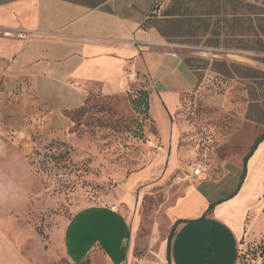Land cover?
<instances>
[{
  "label": "crops",
  "instance_id": "1",
  "mask_svg": "<svg viewBox=\"0 0 264 264\" xmlns=\"http://www.w3.org/2000/svg\"><path fill=\"white\" fill-rule=\"evenodd\" d=\"M141 89L170 168L192 152L177 118L188 94L238 123L229 136L211 128L208 160L165 208L172 231L154 234L146 257L133 214L106 204L78 208L55 244L73 264L235 263L263 191L264 0H0V264L37 263L14 220L37 195V150L72 143L70 115L94 97Z\"/></svg>",
  "mask_w": 264,
  "mask_h": 264
},
{
  "label": "rangeland",
  "instance_id": "2",
  "mask_svg": "<svg viewBox=\"0 0 264 264\" xmlns=\"http://www.w3.org/2000/svg\"><path fill=\"white\" fill-rule=\"evenodd\" d=\"M202 92L188 94L178 111L177 118L188 127L180 146L192 152H185L173 168L169 167L173 148L162 149L149 114L132 103L135 92L118 100L94 97L73 112V142L56 139L36 152L37 195L25 203L24 215L14 219L25 238L24 253L36 264H73L55 244V230L78 208L106 204L133 214L135 254L146 257L153 235L168 237L172 231L165 208L183 192L194 163L208 160L205 149L212 148L216 139L211 128L216 125L219 133L223 129L229 136L238 123L234 118H215V107L203 101ZM234 264H264V181L246 219Z\"/></svg>",
  "mask_w": 264,
  "mask_h": 264
},
{
  "label": "trees",
  "instance_id": "3",
  "mask_svg": "<svg viewBox=\"0 0 264 264\" xmlns=\"http://www.w3.org/2000/svg\"><path fill=\"white\" fill-rule=\"evenodd\" d=\"M132 103L133 105L140 109V112L141 113H144V114H149V108H150V104H149V96H148V91L147 90H138L135 92V96L133 95L132 96ZM88 104V103H87ZM87 106V105H86ZM85 107V106H84ZM83 107V108H84ZM81 108V109H83ZM80 109V110H81ZM78 111V110H77ZM76 112V111H75ZM73 114V113H71ZM264 138V133L257 139L256 141V144L261 141L262 139ZM255 144V145H256ZM255 148V146H254ZM250 154H248L246 157H245V161L248 159ZM82 263H86V264H90V260L89 259H86L84 260Z\"/></svg>",
  "mask_w": 264,
  "mask_h": 264
},
{
  "label": "built area",
  "instance_id": "4",
  "mask_svg": "<svg viewBox=\"0 0 264 264\" xmlns=\"http://www.w3.org/2000/svg\"><path fill=\"white\" fill-rule=\"evenodd\" d=\"M202 168H203V161H199L197 163L196 168L193 170V174L199 175L201 173V171H202Z\"/></svg>",
  "mask_w": 264,
  "mask_h": 264
}]
</instances>
